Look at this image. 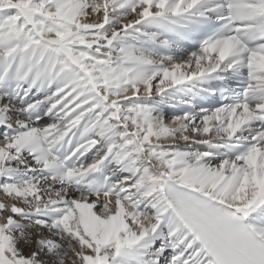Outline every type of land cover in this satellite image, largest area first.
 <instances>
[{"label":"snow or ice","instance_id":"obj_1","mask_svg":"<svg viewBox=\"0 0 264 264\" xmlns=\"http://www.w3.org/2000/svg\"><path fill=\"white\" fill-rule=\"evenodd\" d=\"M0 264H264V0H0Z\"/></svg>","mask_w":264,"mask_h":264},{"label":"bare ground","instance_id":"obj_2","mask_svg":"<svg viewBox=\"0 0 264 264\" xmlns=\"http://www.w3.org/2000/svg\"><path fill=\"white\" fill-rule=\"evenodd\" d=\"M87 22V21H86ZM177 108L178 107H175V108H173V107H169V109L168 110H166V120L169 122V125L170 126H172L171 125V123H170V117H173V116H177V114H178V110H177ZM168 115V116H167ZM52 121L51 120H48V123H51ZM181 143H183V142H181ZM89 155H91V153H89Z\"/></svg>","mask_w":264,"mask_h":264},{"label":"rangeland","instance_id":"obj_3","mask_svg":"<svg viewBox=\"0 0 264 264\" xmlns=\"http://www.w3.org/2000/svg\"><path fill=\"white\" fill-rule=\"evenodd\" d=\"M87 22H91V21H87ZM168 116V115H167Z\"/></svg>","mask_w":264,"mask_h":264}]
</instances>
